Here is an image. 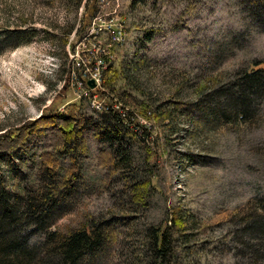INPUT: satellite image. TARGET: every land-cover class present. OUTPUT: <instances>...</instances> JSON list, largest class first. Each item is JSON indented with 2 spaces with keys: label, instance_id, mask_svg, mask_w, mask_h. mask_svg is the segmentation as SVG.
Masks as SVG:
<instances>
[{
  "label": "rangeland",
  "instance_id": "obj_1",
  "mask_svg": "<svg viewBox=\"0 0 264 264\" xmlns=\"http://www.w3.org/2000/svg\"><path fill=\"white\" fill-rule=\"evenodd\" d=\"M256 69L264 0H0V134L76 106L91 119L116 113L135 138L130 173L101 161L93 134L80 139L73 208L54 226L126 218L100 264H143L149 230L169 234L173 264H253L242 230L264 198V101L234 122L215 105ZM159 109L175 119L160 123ZM43 153L30 139L0 156L5 186L32 184Z\"/></svg>",
  "mask_w": 264,
  "mask_h": 264
},
{
  "label": "trees",
  "instance_id": "obj_2",
  "mask_svg": "<svg viewBox=\"0 0 264 264\" xmlns=\"http://www.w3.org/2000/svg\"><path fill=\"white\" fill-rule=\"evenodd\" d=\"M129 79L133 80V75ZM217 98L215 106L221 120H251L264 101V69L243 72L235 85L219 92ZM208 109L210 111L211 107ZM160 110V123H164L166 117L175 119V113L168 115L169 112ZM192 110L197 112L201 108L196 105ZM179 111L189 114L191 108ZM5 134H0V156L22 148L30 139L44 143L45 153L40 157L37 177L28 186L22 184L25 177L18 176L16 186L6 187L0 175V264H100L99 258L104 261L112 245L116 225L126 223V218L94 219L85 222L80 230L67 232L56 230L54 226L73 208L70 201L77 193L76 185L80 178L78 156L84 149L80 147V139L93 134L107 147V151L101 152V161L112 169L135 172L130 147L135 138L121 124L119 116L103 112L91 119L78 107L72 106L65 112L29 122L19 128L17 135ZM82 152L85 153V149ZM65 156L72 161L70 169H63L59 164L60 158ZM8 175L15 177L11 171ZM128 182L123 183L129 186ZM259 207L260 213L246 219L242 230L247 240L242 242L253 264H264V198L259 201ZM175 224L180 227L179 231L189 225L179 213ZM37 236L44 238L33 243ZM183 236L188 237L186 234ZM147 237L143 264H173L175 250L169 234L149 230Z\"/></svg>",
  "mask_w": 264,
  "mask_h": 264
},
{
  "label": "water",
  "instance_id": "obj_3",
  "mask_svg": "<svg viewBox=\"0 0 264 264\" xmlns=\"http://www.w3.org/2000/svg\"><path fill=\"white\" fill-rule=\"evenodd\" d=\"M89 86H90L91 88H95L96 84H95V82H94L93 80H91V81L89 82Z\"/></svg>",
  "mask_w": 264,
  "mask_h": 264
}]
</instances>
